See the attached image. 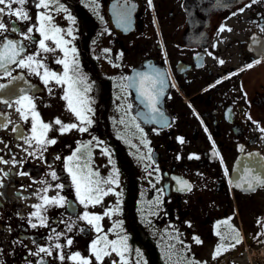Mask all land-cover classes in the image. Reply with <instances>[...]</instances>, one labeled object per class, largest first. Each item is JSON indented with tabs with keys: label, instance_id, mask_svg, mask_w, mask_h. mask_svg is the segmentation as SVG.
<instances>
[{
	"label": "flooded vegetation",
	"instance_id": "af4514ba",
	"mask_svg": "<svg viewBox=\"0 0 264 264\" xmlns=\"http://www.w3.org/2000/svg\"><path fill=\"white\" fill-rule=\"evenodd\" d=\"M23 7L31 20L5 14L6 26L38 27V13L46 12L68 41L67 56L51 40L46 44L54 51L42 52L35 28L33 41L9 30L0 43L5 37L20 41L27 45L22 57L34 55L59 76L64 65L58 59L78 66L82 82L76 87L92 109V124L84 125L87 132L63 135L54 126L47 136L55 145L30 146L31 113L21 119L16 100L31 97L45 123L57 117L79 123L62 99L68 85L50 80L46 87L44 68L39 76L16 64L8 65L11 75L0 68V124L6 125L0 127V158L8 161L0 163V264H74L58 254L75 252L98 264L91 256L98 235L127 237L124 261L113 253L104 264H264V0H52L47 10L29 0ZM145 76L151 81L142 89ZM144 92L156 99L159 112ZM98 146L107 150L116 170L112 186L120 194L119 210L99 221V234L80 217L103 214L98 205L80 204L66 167L75 153L97 172L91 155ZM180 181L190 190H178ZM45 194L63 196L64 205L45 206L48 226L32 228V206ZM155 202L162 212L155 226L168 236L164 249L160 231L149 230L139 215L141 206ZM236 232L242 242L232 248ZM57 233H63L58 240ZM38 246L52 248V255H31ZM217 246L220 255L213 259Z\"/></svg>",
	"mask_w": 264,
	"mask_h": 264
},
{
	"label": "snow or ice",
	"instance_id": "6c2138e0",
	"mask_svg": "<svg viewBox=\"0 0 264 264\" xmlns=\"http://www.w3.org/2000/svg\"><path fill=\"white\" fill-rule=\"evenodd\" d=\"M28 2L29 0H0V5L3 6L0 7V36H2L5 32L10 30L13 33H19L24 40L33 41L34 40L33 30L35 28L36 32H38L40 36V39L36 42L38 43L39 49L42 52L48 53L54 51L53 48H50L46 44V41L51 40L56 45V47L61 48L65 52V56H67L68 49H66L64 45H66L68 41H65L63 39V36L60 35L62 30L52 25L51 23L52 17L51 15H48L46 12L42 11L38 13V21H39L38 27L35 25L28 26L26 31H21V29L16 26L15 22L12 23L10 29L3 22V16L5 14L9 16H15L17 21L20 22L30 21L31 16L29 15L28 11H26L23 7ZM148 2L149 4H151V0H148ZM256 2H258V0H252V3H256ZM51 3L52 0H35V7L37 9L47 10L50 7ZM13 4L19 5V7L13 9L12 7ZM250 6L251 5H247V7ZM241 11H243V9H241ZM69 19L72 18L69 17ZM224 30L225 28L221 26L220 31L222 32ZM227 30L231 31V29H227ZM68 34L71 35V30H69ZM26 47L27 45L22 44L20 41H14L11 39H7V37H5V42L0 43V68L4 69L6 74L11 75V72L8 70V65L16 64L20 68L31 69L38 76L41 75L38 69L44 68V72L43 75L41 76V79L43 80V83L45 84L46 87L49 84L50 80H55L56 84L66 83L68 85V89L65 91V94L62 97V99L67 101V110L76 117V120L79 121V123H64L59 117L54 118L52 123H45L42 120H40L39 113L35 111V104L33 103L32 98L26 95L21 96L18 100H16V104L19 105L16 108V111L20 114L21 119L25 121L29 119V112H30L31 120H32L31 123L32 135L31 137L26 138L25 142L29 143V145L31 146V142L35 141V143L37 145H40L42 148L46 145H55L57 143L56 139H50L47 136L48 132L52 131L54 126H59L58 129L56 130L61 135L70 132L73 129L81 133L87 132L88 127L84 125L90 126L92 124V120L87 115V113L91 112L92 109L87 106V100L84 98L81 91L76 87L78 83L82 82V80L79 78L78 66L70 68L69 62L67 60L58 59L56 62L64 65V73L62 76H59L57 75V73L51 72L47 68H45L42 61L35 59L34 55H27L22 57L21 53L25 51ZM71 52L75 54L76 49L72 48ZM18 57L20 58L17 59ZM220 63L223 64L224 62L220 61ZM255 63H260V61H256ZM252 66L253 65L251 64L247 65V67L249 68ZM70 71L72 72V75H69ZM146 81H151V78L145 76L141 79L140 85L142 89L144 88ZM2 87L4 86L0 85V88ZM87 90L88 89H85V91ZM49 92H51V88H49ZM143 94L147 95L152 111L159 112V109L156 107V103H157L156 99L148 92H144ZM4 103L8 104V101H4ZM4 126L6 125L0 124V127H4ZM13 130L16 131V129ZM262 131H264V129H262ZM178 140L181 143H183V138H178ZM76 152L79 153L80 149L78 148ZM104 152L105 154H107L106 149L104 150ZM192 158L194 157L192 156L189 157V159ZM57 159H59V157H57ZM79 160L80 157L74 153L72 156H69L67 158L68 163L66 164V167L69 172V175L71 176L72 184L75 186L76 197L79 200L80 204L84 205L85 208H87L89 205L95 207L96 205L102 204L103 197L109 195L110 193H113L119 197L120 194L114 193L112 187L103 188L101 186L102 184H107V185L117 184L116 179L110 177L106 180L101 181L100 179L97 178L99 177V173L93 171L89 167V163L87 161L83 165H81L78 162ZM73 161H77V163L73 165L72 163ZM0 163H8V161H4L2 158H0ZM5 175H7V173H5ZM50 175L54 180L58 178L55 172L50 173ZM113 175H116L115 170ZM179 183L183 185V189H178V190H185V189L190 190V185H188L187 182L180 181ZM56 187L63 189L64 185L59 184L56 185ZM252 189H253V185L250 184L249 190ZM43 191L44 193H47L48 188H45ZM39 199H41L42 203L35 204L32 206L36 209V211L32 212L29 217V224L32 228H37L38 226L39 227L48 226L46 223V217L41 214L42 209L46 210L45 206L51 205V206L63 207L65 201V198L63 196H60L59 194L53 197H49L45 194L43 196H40ZM119 203L120 201L118 199L117 206L119 205ZM118 210H119L118 207L115 210L105 209L103 215L90 214L86 211L83 213V215L80 218L86 220L87 223L91 225L95 229V231L99 234L103 231V229L99 224V221H101L104 218V216L111 217L113 211H118ZM32 218H36L39 221V224L32 223ZM68 231H72L71 225H69ZM217 234L220 235L219 233ZM61 235H63V233H57L55 238L58 240ZM261 235H264V233H262ZM48 239L51 240L52 237H48ZM193 239L197 244L202 243V241L198 237H193ZM231 239L233 241V243L231 244L232 248H235L237 245H239L242 242L238 232H236V235L233 236ZM126 240L127 237H123L118 241L116 240L109 241L107 239V235H103V236L98 235L97 238L93 240L91 243V256L95 258V261L98 262V264H104V258L110 257L113 253L119 256L121 258V261H124L125 253L128 251ZM72 244H73V240L71 238H67L66 245L71 246ZM54 248L59 250L62 248V245L56 243L54 245ZM220 248L221 246H217L213 254V259H216L217 256L220 255ZM41 253H44L47 256H51L52 248L38 246L37 252L30 254L39 256ZM58 259L60 261H64L65 259H68L73 261L74 264H92V260L90 258L83 257L80 252L72 253L67 257L61 253L58 254ZM37 264H44L43 259L38 261ZM112 264H117V262L112 261Z\"/></svg>",
	"mask_w": 264,
	"mask_h": 264
},
{
	"label": "rangeland",
	"instance_id": "374dc122",
	"mask_svg": "<svg viewBox=\"0 0 264 264\" xmlns=\"http://www.w3.org/2000/svg\"><path fill=\"white\" fill-rule=\"evenodd\" d=\"M91 162H93V166L97 168V172L101 173L102 170L108 172L109 171V175L105 174V175H99V177H97L98 179H100L101 181L106 180L110 177H112L111 174L114 173V168L111 164V160L110 157L107 156V154H105L104 149L101 146L97 147V150L94 151V153L91 155ZM109 168V170H108ZM116 172V170H115ZM105 177V178H104ZM113 178V177H112ZM105 185V186H104ZM102 184L101 186L103 188H108L106 187L107 184ZM109 187H112L114 190V193H117V188H115L112 185H109ZM119 199V197L113 193H110L109 195L103 197V203L98 205L99 206V212H102L101 214L104 213L105 209H113L115 210L117 208V200ZM157 202L155 203H151V205L146 206V207H140V212L139 215L142 217L143 222L146 224V227L149 230H158L160 231V236H161V247L162 249L165 248V243L166 241H168V236L166 234V231L159 230L155 225L156 222L155 221H159L157 219L158 215L161 216L162 212L160 211L157 212L156 208H157ZM117 211H113L114 216L116 215ZM109 216H104V218L106 219H110ZM167 254V253H166ZM170 258V255H169Z\"/></svg>",
	"mask_w": 264,
	"mask_h": 264
},
{
	"label": "trees",
	"instance_id": "16d2710c",
	"mask_svg": "<svg viewBox=\"0 0 264 264\" xmlns=\"http://www.w3.org/2000/svg\"><path fill=\"white\" fill-rule=\"evenodd\" d=\"M130 214H133V211L131 210V212H130ZM152 259H150V261H151Z\"/></svg>",
	"mask_w": 264,
	"mask_h": 264
}]
</instances>
